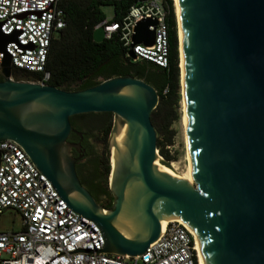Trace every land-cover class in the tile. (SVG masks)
<instances>
[{"label":"water","instance_id":"1","mask_svg":"<svg viewBox=\"0 0 264 264\" xmlns=\"http://www.w3.org/2000/svg\"><path fill=\"white\" fill-rule=\"evenodd\" d=\"M178 2L193 184L154 170L150 116L158 93L150 83L127 74L68 91L15 80L5 47L16 32L0 31V141L22 146L67 205L98 226L106 252L141 254L160 233L158 215H168L196 232L203 264H264V0ZM155 24L137 21L131 47L151 45ZM128 55L135 58L132 48ZM100 112L112 114L115 148L106 209L81 184L70 152L79 144L67 141L76 131L71 116ZM123 125L118 145L114 136Z\"/></svg>","mask_w":264,"mask_h":264},{"label":"built area","instance_id":"2","mask_svg":"<svg viewBox=\"0 0 264 264\" xmlns=\"http://www.w3.org/2000/svg\"><path fill=\"white\" fill-rule=\"evenodd\" d=\"M59 0H0V31L16 32L6 44L11 67L39 73L46 83V60L55 33L66 25ZM167 8L163 0H137L119 20L103 19L95 27L104 37L118 35L135 58L166 68L169 63ZM156 20L153 43L134 44L137 21ZM128 55V53H127ZM4 53L0 51V63ZM129 56V55H128ZM166 89H164V92ZM13 208L20 215L19 230L0 229V264H200L196 241L181 219L169 221L141 254L121 255L103 250L98 226L72 210L25 150L12 139L0 141V213Z\"/></svg>","mask_w":264,"mask_h":264},{"label":"trees","instance_id":"3","mask_svg":"<svg viewBox=\"0 0 264 264\" xmlns=\"http://www.w3.org/2000/svg\"><path fill=\"white\" fill-rule=\"evenodd\" d=\"M137 0H59L58 6L65 14L66 25L54 36L50 42L46 60V70L49 72L47 84L72 91L81 90L98 84L101 79L118 75L131 74L150 83L158 93V104L151 112V122L156 130L157 148L159 153L170 159L164 151L165 144H171V140L161 141L160 133L171 132L169 127L172 123V114L168 115L163 124L157 123V118L163 113V109L176 106L179 99V50L177 38V23L173 8V0H163L168 12L165 17L168 27L169 63L166 68L160 67L146 59L133 60L130 58L118 35L113 34L110 38L103 37L95 41L92 31L95 25L105 16L100 9L101 4L113 5L111 20H119L128 11L129 7ZM13 75L26 76L33 81L40 78L39 73H27L19 68L12 67ZM29 77V78H28ZM74 85L73 88L71 86ZM164 89L166 91L164 92ZM172 110V109H171ZM96 114L100 118L92 125H85L83 133L84 154L90 158L94 154L89 139L92 130L97 124H101L110 116L109 112L85 113L74 115L75 118L85 120L88 115ZM167 115V113H165ZM110 121V120H109ZM87 123V122H86ZM110 124L105 129L109 131ZM102 165V164H101ZM105 175L109 172L107 159L103 162ZM86 189L94 193L93 188L86 180L81 181ZM106 188V185H105ZM108 192V189L106 188ZM112 199L109 198L107 207L111 208ZM104 206V205H103Z\"/></svg>","mask_w":264,"mask_h":264},{"label":"rangeland","instance_id":"4","mask_svg":"<svg viewBox=\"0 0 264 264\" xmlns=\"http://www.w3.org/2000/svg\"><path fill=\"white\" fill-rule=\"evenodd\" d=\"M100 9L102 10L104 16L106 19H111L113 16V5L109 3L101 4ZM176 18V17H175ZM177 23V21H176ZM58 35V33H55L54 36ZM92 37L95 41H100L104 37L103 29L100 26H97L92 31ZM12 78L15 80H25V81H33L29 77V79H26V76L21 75H13ZM74 85L71 86L73 88ZM181 83H180V69H179V99L177 101L176 106H173L170 108V106L163 109V113L157 118V123L163 124L164 121H167L168 115L172 114V123L169 127V131L171 132H163L161 130L160 133V139L161 141H165L164 139L171 140V144H165L164 151L167 155H169L170 159H165L160 153L157 148L158 154L160 157L164 158L165 160L172 162V164L178 169L182 170L180 172H183L186 168V141H185V134H184V125H183V110H182V104H181ZM172 109V110H171ZM167 113V115L165 114ZM100 118L99 115L96 114H90L87 116L86 122L88 125H92V123H95L96 120ZM78 119V118H77ZM110 120V121H109ZM108 123L112 124V114L108 117H106V120L101 123L97 124L92 130H89L91 133L89 137V142L92 144L94 149V154L86 160L87 164L95 165L96 163L99 164L101 162H104L107 159V163L109 164V159L106 156L107 149L110 147L109 145V131L105 133V129L108 126ZM111 127V126H110ZM85 129V127H84ZM110 130V128H109ZM166 143V142H164ZM110 168V164H109ZM105 179V185L108 189V178L109 175H105L104 169H103V175ZM108 177V178H107ZM108 198L112 199L111 196L109 197H100L101 202H98L99 205H101L103 208L106 209L104 204H107ZM20 228V215L17 211H15L13 208H5L0 213V229L3 231H11V230H19Z\"/></svg>","mask_w":264,"mask_h":264},{"label":"bare ground","instance_id":"5","mask_svg":"<svg viewBox=\"0 0 264 264\" xmlns=\"http://www.w3.org/2000/svg\"><path fill=\"white\" fill-rule=\"evenodd\" d=\"M173 8H174V13H175V17H176V21H177V38H178V47H179V69H180V83H181V104H182V110H183V125H184V134H185V141H186V168L183 172H180L182 170H178L173 164L172 162H170L169 165H165L162 164L160 162V155L157 154V157L154 161L153 167L154 170L164 176V177H176L178 179H180V181L188 183V184H193L194 180L192 177V172H191V168H190V162H189V153H188V149H187V129H186V115H185V108H184V96H183V58H182V42H181V31H180V20H179V2L178 0H173ZM125 129L126 126L123 125L119 131L116 133V135L114 136V141L118 144L121 145L122 140L124 139V135H125ZM109 164L110 166H114L115 164V148L113 145H110V157H109ZM174 219H178L179 218H172L168 215H158V221L160 224V230L164 229V227L166 226V224ZM120 229L122 231H126L127 227L125 226H120ZM191 232L194 234L195 237V241H196V249L198 252V256H199V260H200V264L202 263V254H201V245H200V241L199 238L196 234V232L192 229H190Z\"/></svg>","mask_w":264,"mask_h":264},{"label":"flooded vegetation","instance_id":"6","mask_svg":"<svg viewBox=\"0 0 264 264\" xmlns=\"http://www.w3.org/2000/svg\"><path fill=\"white\" fill-rule=\"evenodd\" d=\"M1 80V77H0ZM70 123L72 128H74L76 131H70L67 137V141L69 143H76L79 144V147H71L70 152L71 155L75 158H77L75 162V171L76 174L80 180H86L88 185H90L93 188V192L89 191L93 198L96 200V202H101L100 197H112L113 202V195L111 191L108 188V192L105 188V179L102 176L103 175V162L95 165H90L86 163V160H88V156H85L84 154V147H83V140L85 139L83 136V133L85 132V125L87 124L85 120L77 119L75 116L70 117ZM89 139V137H86V140ZM102 164V165H101ZM109 174V172H108ZM108 178V177H107ZM82 184V183H81ZM85 188L86 185H83ZM109 199V198H108ZM106 208L107 204H104ZM112 206V203H111Z\"/></svg>","mask_w":264,"mask_h":264}]
</instances>
